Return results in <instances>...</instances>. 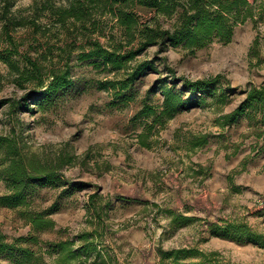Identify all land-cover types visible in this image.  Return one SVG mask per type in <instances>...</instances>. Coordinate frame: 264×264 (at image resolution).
<instances>
[{
  "label": "rangeland",
  "instance_id": "rangeland-1",
  "mask_svg": "<svg viewBox=\"0 0 264 264\" xmlns=\"http://www.w3.org/2000/svg\"><path fill=\"white\" fill-rule=\"evenodd\" d=\"M34 1L9 0L10 15L30 16ZM44 14L10 31L19 58L44 55L48 64L71 48L73 39ZM5 40L0 35V51L7 47ZM137 48L134 43L126 51ZM160 48L149 46L129 62L128 71L144 61L154 68L118 99L111 88L99 86L113 75L77 61L73 53L74 82L45 109L21 101L27 88L13 83L15 74L0 62V135L14 139L58 176L30 187L32 208L49 212L54 224L32 246L38 258L20 264H51L55 252L43 240L69 239L77 250L83 232L93 234L89 240L95 250L70 264H174L165 254L180 248L201 250L210 264H264V243L214 235L208 227L222 219L264 234V139L254 135L244 117L222 126L223 114L238 106L245 89L264 85V22L247 20L235 26L229 42L214 40L194 53L181 46ZM217 74L230 91L222 109H182L161 125L139 115L145 103L161 104L163 86L180 89L182 83L174 80ZM5 192L0 180V195ZM169 210L195 219L177 225ZM18 212L0 206V234L6 241L34 233ZM5 256L0 255V264H17Z\"/></svg>",
  "mask_w": 264,
  "mask_h": 264
},
{
  "label": "trees",
  "instance_id": "trees-1",
  "mask_svg": "<svg viewBox=\"0 0 264 264\" xmlns=\"http://www.w3.org/2000/svg\"><path fill=\"white\" fill-rule=\"evenodd\" d=\"M11 5L5 0L0 8V35L7 43L0 51V62L15 74L13 83L27 88L21 101L40 109L48 107L58 93L72 86L73 53L77 61H87L94 69L113 75V79L108 78L99 86L111 88L114 98L118 99L145 71L154 68L153 64L144 61L132 70H126L129 62L143 49L153 45L163 49L171 45L194 53L214 40L229 42L235 26L247 20L254 24L264 22V0H35L28 6L30 16L27 17L11 16ZM141 10L146 12L145 15ZM39 13H45L50 25L63 29L66 38L73 39L66 56L60 55L56 62L45 63L44 55L36 58L16 56L17 45L10 31L27 22L34 23L33 18ZM134 43L138 48L126 51ZM256 43L257 39L253 45ZM122 73L126 75L120 77ZM176 81L182 83L180 89L173 85L163 86L161 104L153 107L145 103L139 115L161 125L182 109L211 106L220 110L230 102L229 88L223 86L227 82L221 81L219 74L195 80L181 77L173 82ZM243 92L245 97L238 106L223 114L222 126L244 117L254 135L264 139V85H251ZM57 177L53 170L39 166L36 158L27 154L14 139L0 135V180L6 188L0 195V206L17 209L34 232L10 242L0 234V255L5 254L7 262L20 264L38 258L32 246L39 243L38 234L51 229L54 222L47 218L49 212L32 208L28 194L33 183H51ZM169 212L171 222L177 225H186L195 219V216ZM208 227L214 235L264 243V234L251 230L242 222L221 219L220 222H208ZM91 236V232L80 233L78 237L83 243L77 250L73 249L69 239L43 240L42 244L55 252L51 264H70L79 254L89 256L91 250H95L89 240ZM165 255L172 257L174 264L192 258L196 260L188 264H210L204 262L205 253L195 248L174 249ZM93 256L99 255L95 252Z\"/></svg>",
  "mask_w": 264,
  "mask_h": 264
}]
</instances>
